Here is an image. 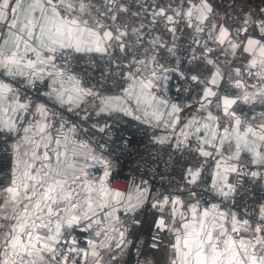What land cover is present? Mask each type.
Listing matches in <instances>:
<instances>
[{
  "label": "snow or ice",
  "instance_id": "snow-or-ice-1",
  "mask_svg": "<svg viewBox=\"0 0 264 264\" xmlns=\"http://www.w3.org/2000/svg\"><path fill=\"white\" fill-rule=\"evenodd\" d=\"M0 264H264V0H0Z\"/></svg>",
  "mask_w": 264,
  "mask_h": 264
},
{
  "label": "built area",
  "instance_id": "built-area-1",
  "mask_svg": "<svg viewBox=\"0 0 264 264\" xmlns=\"http://www.w3.org/2000/svg\"><path fill=\"white\" fill-rule=\"evenodd\" d=\"M132 131H134V129H132ZM135 139L137 141H139V136L135 137ZM139 150L140 151H143L144 150L142 145L139 146ZM136 160H137L136 149H134L133 150V153H132V156L127 159V165L129 167H134L135 166V163H136Z\"/></svg>",
  "mask_w": 264,
  "mask_h": 264
}]
</instances>
